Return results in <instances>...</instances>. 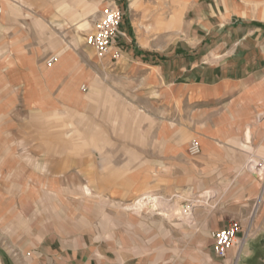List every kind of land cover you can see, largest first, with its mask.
I'll use <instances>...</instances> for the list:
<instances>
[{
    "label": "crops",
    "instance_id": "1",
    "mask_svg": "<svg viewBox=\"0 0 264 264\" xmlns=\"http://www.w3.org/2000/svg\"><path fill=\"white\" fill-rule=\"evenodd\" d=\"M105 1L0 0V52L6 54L0 58V85L10 91L2 96L0 86V107L17 94L33 99L36 105L30 108L38 115L48 112L44 99L53 98L67 110H88L94 156L101 162L87 164L80 158L76 165L81 176L94 168L91 192H104L120 204L142 194L161 199L208 191L210 204L194 213L190 232L207 233L209 240V233L234 219L244 223L262 188L255 177L239 174L238 167L264 163V0H170L164 6L167 17L149 8L143 16L150 22L149 39L133 24L122 23L126 37L118 44L121 53L113 67L107 57L89 69L90 48L79 35ZM140 1L131 0V10L139 13ZM189 6L192 15L185 26ZM157 27L167 43L160 49ZM174 33L180 34L177 42L168 43ZM53 56L55 62L47 66ZM180 106L187 107L192 120L186 128L179 124ZM195 135L201 153L190 158L187 148ZM231 151L238 157H230ZM105 174L110 179L103 183ZM52 183L18 186L15 194L23 197V207L19 203L12 216L25 241L14 259L0 253V264H189L186 256L168 252L169 243L150 241L153 223L142 218L120 212L113 221H130L124 229L87 227L91 200L81 195L79 201L64 199L69 209L60 214L49 203L40 217L39 205L38 213L34 210L43 191L65 194V188ZM85 186L79 183L73 191ZM21 208L32 211L16 214ZM33 220L39 226L30 225ZM207 257L214 263L212 254Z\"/></svg>",
    "mask_w": 264,
    "mask_h": 264
},
{
    "label": "rangeland",
    "instance_id": "2",
    "mask_svg": "<svg viewBox=\"0 0 264 264\" xmlns=\"http://www.w3.org/2000/svg\"><path fill=\"white\" fill-rule=\"evenodd\" d=\"M108 1H114L116 5L122 8V23L124 26L130 27L133 24L139 35L145 39H149L148 25L150 22L148 18L144 20L143 16L148 14L149 8L153 10L155 7V10H158V14L161 13L162 17H167L168 13L164 9L167 7L166 2L170 0H141V6L138 9L139 13L131 10L129 5L131 0H106L105 2ZM160 2H163L165 5L160 4ZM95 9H93L94 12ZM191 15L192 12L189 6V13L185 17V26L189 25ZM91 20L92 18L84 26V34L79 35L82 38L80 40L82 43L85 42L84 36L92 29L93 21ZM161 29L157 27L159 49L167 45L165 35H160ZM171 36L172 38L168 43L170 41L177 42L180 34L174 33ZM86 47L89 46L86 44ZM89 50L90 53H83L87 54L89 69H93V66L96 68L100 63L102 65V63L108 61L107 57V59H99L91 48ZM80 52L82 55L83 51ZM119 53H121L120 50ZM5 55L3 52H0V58ZM111 60L109 62L113 67V63L117 58ZM0 86L1 94L4 93L2 96H8L10 93L7 89L8 86L2 84ZM87 88L88 84H86V88L81 92L85 97L88 93ZM56 99L58 98L44 99L45 103L47 104L48 102L49 104L46 105L47 107H44L48 112L43 115L34 114V112H37V109L33 110L30 107L33 104L36 105V102L33 99H22L21 95L17 97V94H14L13 99L8 100V102L2 101L1 103L0 113L2 115L0 116V125H2V128L0 131L2 130L3 136L0 133V253H3L2 255H4V252L10 253L9 255L14 259L15 252L18 251L19 246L23 245L25 241L22 238L24 236L22 235L23 229L21 225L12 216L14 210L18 209L20 204L21 206L23 204V202H19L23 197L15 194L18 191V186L19 188H26L27 186L39 187L40 182H42V186L47 187V185H52L54 181L56 182L54 185L57 188H65V194L54 193L52 188L48 191H43L39 204L35 202L36 206L34 210L36 213H38V210L40 211L38 213L40 217H43L48 211L49 203H51V206L54 205L57 208V213L60 214L62 211L69 209V206L64 207L62 205L64 199H71L74 202L79 201L82 198L81 196H83V198L91 200L87 206L90 214L86 218V223L87 227L92 230L100 232L106 228L114 229L116 226L119 231L124 229L125 225L128 226L130 224V221L123 219L120 222L113 221L114 214L116 213L121 212L135 218L139 217L144 219L143 222L145 224L149 225V223H153L155 233L153 234V240L150 241L169 243L170 250L168 252L170 251L173 257L184 258L186 256L189 264H211L207 257L208 254H212V242L210 239L208 240V234L204 232L192 233L190 232V228L195 224L194 213L208 207L212 194L208 191H202L194 196L187 194L178 199L169 200L171 197H166L161 198L151 210L147 206L131 210L126 205L136 201V197L132 201L119 204L112 197L104 195V192H96L94 190L91 192L90 188L95 185V176L92 173L94 168L91 167L89 169L91 174L81 176L78 173L76 165V162L85 158L86 160L84 161L87 164L92 160L97 161L98 164L101 162L98 154L94 156L95 147L92 142V128L90 126L91 114L88 110L83 113L67 110L61 107V103L59 104V101ZM186 108V106L179 107L181 117L183 118L182 121H179V124L185 128L190 124L192 125V120L188 118L189 115ZM227 124L229 125V119ZM200 131L197 128V134H200ZM198 139L195 135L189 141L198 142ZM232 145L235 146L236 144ZM229 153V156L232 158L238 157L236 152L231 151ZM14 156L16 157L15 159ZM68 162L69 167L66 166ZM30 173L38 176L52 174L53 178H36L30 176ZM238 173H244L248 177H255L262 187L261 194L250 205L249 213L244 214V223H241L240 219H234L243 227L242 233L245 234L244 239L243 235H240L238 240L240 244L235 245L230 250L228 257L225 260L213 259L214 263L212 264H264V163L258 165L254 162L253 164L238 167ZM109 179L110 175H102L103 183ZM79 183L87 185L83 187L82 193L73 191L74 187L78 186ZM69 188H71V192H69ZM139 196L151 198V196H156V194H142ZM37 205H39L38 210ZM20 210L22 211L16 212V214H26L28 216L32 211L28 208H21ZM30 225L39 226L34 220ZM183 229L186 231H183ZM178 230L183 232L179 233ZM145 238L140 237L142 242H147Z\"/></svg>",
    "mask_w": 264,
    "mask_h": 264
},
{
    "label": "built area",
    "instance_id": "3",
    "mask_svg": "<svg viewBox=\"0 0 264 264\" xmlns=\"http://www.w3.org/2000/svg\"><path fill=\"white\" fill-rule=\"evenodd\" d=\"M237 1V0H235ZM123 13L122 8L116 3L106 2L103 7L93 18L92 29L86 34V44L95 52L96 56L100 58L111 57L115 60L118 57V44L126 36L122 31ZM116 50V51H115ZM115 51V52H114ZM118 51V52H117ZM56 57H50L46 61V65H52ZM201 153V147L198 142L191 141L187 148V156L196 158ZM181 198L179 195L171 197L169 200ZM243 227L238 221L232 220L229 225L221 230H214L210 234L211 250L214 259L225 260L230 250L239 245L240 235L245 234L242 231Z\"/></svg>",
    "mask_w": 264,
    "mask_h": 264
},
{
    "label": "bare ground",
    "instance_id": "4",
    "mask_svg": "<svg viewBox=\"0 0 264 264\" xmlns=\"http://www.w3.org/2000/svg\"><path fill=\"white\" fill-rule=\"evenodd\" d=\"M161 199L155 196L150 197H140L137 198L136 201L133 203L127 204L126 206L130 207L131 210L136 209V208H141L143 206H147L151 209H153L154 205L158 203Z\"/></svg>",
    "mask_w": 264,
    "mask_h": 264
}]
</instances>
